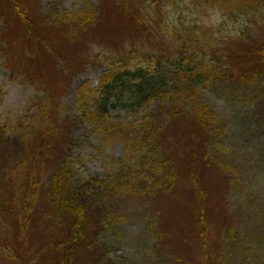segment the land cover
Instances as JSON below:
<instances>
[{"label":"rangeland","instance_id":"374dc122","mask_svg":"<svg viewBox=\"0 0 264 264\" xmlns=\"http://www.w3.org/2000/svg\"><path fill=\"white\" fill-rule=\"evenodd\" d=\"M149 1L0 0V264H264V85L245 82L260 67L264 43L255 16L219 39L218 55L245 82L210 83L204 91L221 127L199 123L193 107L166 124L171 188L105 195V211L88 208L79 223L83 240L74 244L70 215H51L66 171L80 184L113 178L138 137L129 125H90L79 113V86L97 85L110 63L141 56L154 66L182 52L170 30L174 1L188 0ZM46 104L43 124L39 105ZM157 106L114 116L141 120ZM15 129L27 134V146L12 138ZM27 185L31 205L20 200Z\"/></svg>","mask_w":264,"mask_h":264},{"label":"trees","instance_id":"16d2710c","mask_svg":"<svg viewBox=\"0 0 264 264\" xmlns=\"http://www.w3.org/2000/svg\"><path fill=\"white\" fill-rule=\"evenodd\" d=\"M14 9L21 16L28 17V13L18 8L15 2ZM173 9H176L177 13L170 34L172 33V39L182 50L176 59L170 61L161 56L154 61L156 64L153 66V61L147 56L145 58L148 63L141 56L131 55L128 60L110 63L102 72L97 85L88 87L82 84L78 88V95H81L83 100L79 113L83 114L82 117L90 125L100 131L110 129L111 124L119 129L129 125L136 130L138 137L133 139L130 158L122 162L113 178L96 177L86 184H80L66 171V179L54 187L55 196L52 202L56 212L51 215H70L69 223L74 229L69 233L70 236H67L72 244L76 240H83L79 223L86 217L88 208L105 211V195H143L158 190L163 184L171 188L176 173L168 145L164 142V137L168 135L165 133L166 124L170 119L193 107L192 110L196 111L195 119L199 123L204 126L213 123L221 127L218 109L204 95L210 83L232 80L231 82L240 86H244L245 82L252 86L258 83L264 85V43L257 49L260 67L245 82L232 78L235 73H230L232 69L226 64L224 56L218 55L217 50L223 32L241 20L255 16L264 23V0H188L184 3L174 1ZM184 10L187 12L185 17ZM135 58L137 63L131 66L130 62H135ZM152 102L158 104L157 108L144 112L141 120L123 122L122 118L114 116L115 111L120 109L129 112L145 108ZM163 102L168 103V112L165 114L159 109L163 108ZM39 109L38 117L44 124L48 112L47 104L45 107L39 105ZM19 125L21 130L26 128L22 124ZM16 129L11 133L12 138L21 146H27V134L17 132ZM39 130L45 131V127L44 130ZM131 141L132 139L129 143ZM136 154L137 159L134 157ZM194 188V191L200 193L198 184ZM20 194L22 203H27L30 198L31 205L34 199L31 185L23 186ZM7 206L8 204L2 201V207ZM15 211L18 216L21 211L19 206ZM64 243L58 242L59 249H63Z\"/></svg>","mask_w":264,"mask_h":264}]
</instances>
